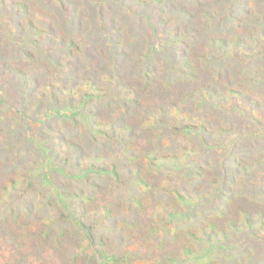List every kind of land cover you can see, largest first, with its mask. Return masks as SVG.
I'll return each instance as SVG.
<instances>
[{
    "label": "rangeland",
    "instance_id": "1",
    "mask_svg": "<svg viewBox=\"0 0 264 264\" xmlns=\"http://www.w3.org/2000/svg\"><path fill=\"white\" fill-rule=\"evenodd\" d=\"M107 1L0 0V264H264V0Z\"/></svg>",
    "mask_w": 264,
    "mask_h": 264
},
{
    "label": "trees",
    "instance_id": "2",
    "mask_svg": "<svg viewBox=\"0 0 264 264\" xmlns=\"http://www.w3.org/2000/svg\"><path fill=\"white\" fill-rule=\"evenodd\" d=\"M95 1V3H99V4H104L106 1L105 0H94ZM108 3H117L120 7H124L125 6V4H124V2H125V0H108L107 1ZM64 9H66V7H63ZM108 8H110V6H108ZM102 14H103V12H102ZM34 19V17H32V20ZM52 28H53V26H51ZM106 33V32H105ZM50 35V34H49ZM51 36V35H50ZM78 53H80L79 52V50H78ZM67 103H70V102H60L59 103V105H62V104H67ZM80 103H82V105L83 106H85V102L83 101V102H80ZM71 105H75V104H71ZM236 264V263H235Z\"/></svg>",
    "mask_w": 264,
    "mask_h": 264
}]
</instances>
